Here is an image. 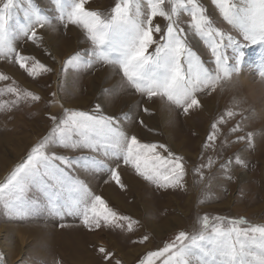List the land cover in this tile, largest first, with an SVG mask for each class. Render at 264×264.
Instances as JSON below:
<instances>
[{"label":"snow or ice","instance_id":"obj_1","mask_svg":"<svg viewBox=\"0 0 264 264\" xmlns=\"http://www.w3.org/2000/svg\"><path fill=\"white\" fill-rule=\"evenodd\" d=\"M54 2L65 27L81 28L91 45L65 60L62 76L96 65L113 66L135 92L149 100L166 99L186 114L202 106L198 93L215 91L233 81V76L239 74L248 44L264 47V0H211L222 21L235 34L215 26L199 0H117L107 15L86 9L88 0ZM182 16L190 17L188 30L199 36L210 50L215 61L214 72L189 45L187 30L180 23ZM157 18L166 21V25L162 27ZM49 24L33 0H0V60L14 62L33 78L50 72L44 64L18 51L15 43L20 37L37 43L42 39L37 29ZM259 75L264 79V66ZM7 80V75L0 74V81ZM60 87L58 80L53 97H59ZM7 94L15 99L0 102V112L11 111L21 101L42 100L40 95L20 90L14 81L0 88V96ZM61 108L62 115L50 117L53 124L49 133L32 146L25 159L0 183V205L11 217L24 220L47 210L61 219L65 214L79 217L89 230L106 226L125 228L126 221V230L132 232L137 222L117 213L95 194L78 175L80 170L93 174L106 172L123 189L118 171L123 163L157 189L184 187L187 174L184 158L163 144L141 143L135 136L127 135L122 127L126 114H105L99 104L94 112L63 108V104ZM236 114L228 110L211 124L204 148H215L222 133L220 126ZM242 131L237 125L230 129V134ZM253 136L247 133L235 138L238 142L246 140L251 146ZM56 148L86 151L89 155L66 156L58 154ZM229 162L219 167L226 172ZM214 163L209 157L207 163L194 171L203 176L201 169L211 168ZM235 164L244 165L239 155ZM33 192L40 195H30ZM210 197V192L203 193V200ZM245 225L244 219L225 222L220 217L211 220L204 215L198 230L191 234L181 231L162 249L147 253L139 264H156L157 260L161 264H264V225ZM147 240L148 236H144L140 242ZM98 252L106 264H122L104 247ZM0 264H7L3 253Z\"/></svg>","mask_w":264,"mask_h":264},{"label":"rangeland","instance_id":"obj_2","mask_svg":"<svg viewBox=\"0 0 264 264\" xmlns=\"http://www.w3.org/2000/svg\"><path fill=\"white\" fill-rule=\"evenodd\" d=\"M33 2L50 24L37 29L38 37H42L37 43L20 37L15 42L16 47L51 71L33 78L14 62L0 60V74L9 77L7 81H0V88L14 81L20 90L42 97L40 102L21 101L11 111L0 112V183L25 159L32 146L49 133L53 124L50 117L62 115L61 104L63 108L85 112H94L99 104L105 114H126L122 127L127 135L135 136L141 143L167 146L184 158L187 174L183 188L157 189L136 175L130 166L121 163L118 171L124 185L122 189L106 172H78L112 209L137 222L132 232L126 230V221L123 222L125 228L106 226L89 230L79 217L65 214L61 219L47 210L20 220L11 217L0 205V253L6 256L7 264H106L98 252L100 247L114 253V258L122 264H139L147 253L162 249L181 231L191 234L198 230L199 220L204 215L211 220L220 217L225 222L244 219L245 226L264 225V79L259 75L264 66V47L248 44L239 74L233 76V81L215 91L198 93L202 106L186 114L166 99L149 100L135 92L113 66L96 65L62 76L65 60L77 51L90 48V42L81 28L65 27L54 0ZM116 2L88 0L85 7L107 15ZM199 2L215 26L235 34L231 26L222 21L211 0ZM20 19L23 23L22 13ZM189 20L188 16L180 20L187 30L188 43L214 72V58L204 41L188 30ZM157 21L162 27L167 23L162 18ZM238 39L242 40L239 36ZM58 80L61 87L57 98L52 93L57 90ZM111 92L114 94H109ZM12 99L15 97L10 94L0 96V102ZM228 110L237 114L220 126L222 133L215 148H204L211 124ZM237 125L243 131L230 134V129ZM247 133L254 134L251 146L246 140L238 142L235 138ZM55 151L72 157L89 155L86 151L62 148ZM237 155L244 165L235 164ZM209 157L215 163L211 168L201 169V176L194 169L207 163ZM226 162L229 167L225 172L219 166ZM204 192H210L211 197L203 200ZM144 236H148V240L141 243ZM156 264L161 261L157 260Z\"/></svg>","mask_w":264,"mask_h":264}]
</instances>
